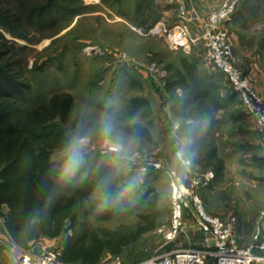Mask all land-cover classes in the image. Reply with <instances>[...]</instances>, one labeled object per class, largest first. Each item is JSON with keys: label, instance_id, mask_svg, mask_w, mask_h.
I'll return each mask as SVG.
<instances>
[{"label": "rangeland", "instance_id": "obj_1", "mask_svg": "<svg viewBox=\"0 0 264 264\" xmlns=\"http://www.w3.org/2000/svg\"><path fill=\"white\" fill-rule=\"evenodd\" d=\"M50 1L0 0V77H5L15 88L9 95L0 92V104L10 108L13 121H20V126L24 127L30 111L46 103L53 94H72L73 104L67 115L51 122L55 131L66 132L67 146L52 150L50 159L56 165L55 177L72 175L80 179L82 189L88 187V183L91 186L82 195L72 193L76 191L72 184L62 192L90 208L88 219L94 228L110 230L136 225L138 189L144 187V191H149L153 187L158 191L160 224L142 235L137 248L124 258L126 261L147 259L189 247L187 244L195 248L207 246L209 236L201 237L197 231L186 235L185 224L176 238L166 239L164 231L172 219L170 177L165 171L148 174L134 160L156 157L166 167L178 169L182 177L188 175L179 164L176 151L189 142L187 132L196 130L211 114L214 123L207 136L217 147L223 169L218 173L213 166L205 167L200 153L194 152V175H202L207 170L215 172V178L200 189L204 207L222 218L237 217L236 235L239 226L243 230L242 244L238 240L240 246H255L261 242L264 237V153L261 135L238 93L223 72L204 60L202 45L189 52H179L170 48L165 37L141 34L135 29V26L148 27L145 22H153V25L170 9L176 10L174 20L182 11L188 12V5L194 2L54 0L48 5ZM224 2L209 0L208 8H203L209 15ZM237 11L240 20L226 28L229 32L235 26L240 30L239 40L246 58L258 63L254 72L258 84L252 82L257 90L262 87V93L258 91L264 97V0H240ZM89 47L94 49L89 50ZM181 55L196 57L204 74L214 79L212 89L215 91L190 98L186 107L166 103L163 98V93L174 96V89L165 84L172 73L167 66L179 62ZM235 57L238 62L236 53ZM153 63L158 65L159 72L150 71ZM187 85L182 86L183 92L189 90ZM174 121L182 124L177 134L171 132ZM81 138L85 140L83 145L76 143ZM35 141L43 144L48 140L42 137ZM106 141L122 145L124 152L113 151L109 143L105 146ZM70 146L80 151L82 160L74 172L65 173ZM103 161L117 164V190L128 189V193L126 202L115 214L100 216L106 192L97 182V170ZM66 184L68 186L67 181ZM9 211L7 203L0 205V235H9L6 227ZM186 216L196 227L192 209H186L185 221ZM70 223L71 219L66 218L68 230L57 237L38 234L35 239L61 247L73 233ZM12 243L0 236V264H3L2 259L12 264L17 262L21 250ZM256 251L259 253L257 248ZM116 257L108 256L104 263L113 264ZM211 257L215 258L208 256L206 262ZM253 264L264 263L255 260Z\"/></svg>", "mask_w": 264, "mask_h": 264}, {"label": "trees", "instance_id": "obj_2", "mask_svg": "<svg viewBox=\"0 0 264 264\" xmlns=\"http://www.w3.org/2000/svg\"><path fill=\"white\" fill-rule=\"evenodd\" d=\"M53 2L51 0L48 5ZM235 14L239 16L238 11ZM152 23L145 22V25ZM198 83L196 90L200 91V96L215 91L212 89L213 79L203 78ZM14 90L12 83L1 76L0 92L9 95ZM72 104L71 93H55L46 103L30 111L24 127L20 126V121H13L10 108L0 104V205L7 203L10 208L6 221L8 233L15 244L27 247L38 234L57 237L68 230L65 220L69 218L73 233L62 244L60 255L65 264H105L104 258L108 256H119L125 263L144 261L146 259L126 261L124 258L137 248L144 233L157 229L160 224L162 212L156 189H138L139 195L135 200L138 220L134 227L98 230L88 219L91 216L90 208L62 192L71 188L72 184L76 190L72 193L82 195L91 184H86L88 187L82 189L79 178L54 175L56 165L50 159V152L58 147H66L68 135L63 130L55 131L51 122L57 118L64 119ZM182 104L185 107L188 105ZM208 116L186 136L191 139L194 152L200 153L202 164L205 167L213 166L221 173L222 160L216 145L207 136L214 123L212 115ZM42 137L48 141L36 143L35 138ZM118 172L117 164L105 161L100 163L97 170V182L106 192L100 216L115 214L126 202L128 189L117 190L116 187ZM155 172L163 173L155 168L147 171L148 174Z\"/></svg>", "mask_w": 264, "mask_h": 264}, {"label": "built area", "instance_id": "obj_3", "mask_svg": "<svg viewBox=\"0 0 264 264\" xmlns=\"http://www.w3.org/2000/svg\"><path fill=\"white\" fill-rule=\"evenodd\" d=\"M240 0H225L221 7L212 11L202 21L200 34L194 35L191 28V18L186 11L172 21L162 17L148 27L135 26L141 34H156L165 37L170 48L174 50L191 51L202 45L203 58L212 63L216 69L223 72L238 93L247 113L253 119L261 135V145L264 153V97L257 90L252 79L238 64L229 30L222 26L235 14ZM202 43V44H201ZM94 47H89V50ZM152 73L159 72V67L153 63L149 67ZM181 123L174 121L172 131L178 133ZM109 143L112 149L114 144ZM181 148L177 149V152ZM178 159V157H177ZM136 165L144 172L150 168L165 171L170 177L172 189V219L170 226L164 231L167 240H172L184 229L186 209H192L199 228L214 238V250L195 247H181L158 255H153L144 261L133 264H205L208 256H214L217 264H253L255 260L264 263V237L255 246H240L236 235L237 217L231 215L222 218L209 213L203 204L200 189L207 186L214 178L215 172L207 170L202 175H194V163L185 166L180 159L179 164L188 172L180 175L179 170L166 167L156 157L136 159ZM264 214V213H263ZM264 217V215H263ZM264 232V222L262 226ZM207 237V240L208 238ZM2 238V237H1ZM11 242L12 239H11ZM14 248L21 250L15 264H65L61 261V247L50 245L39 239H33L27 247H20L14 242ZM256 248L259 253H256ZM256 251V252H255ZM113 264H126L121 257H116Z\"/></svg>", "mask_w": 264, "mask_h": 264}, {"label": "crops", "instance_id": "obj_4", "mask_svg": "<svg viewBox=\"0 0 264 264\" xmlns=\"http://www.w3.org/2000/svg\"><path fill=\"white\" fill-rule=\"evenodd\" d=\"M192 1L194 2V4H192L190 6L188 5V7L190 8V10L188 11V14L191 18L192 33L194 35H198L199 30H201V28H202V25H201L202 21L209 13L208 10L203 8L206 6H207L206 8H208V5L206 4V2H208L209 0H190V2H192ZM178 2H179V0H178ZM175 3H176V1H175ZM175 11L170 9L169 12H167V13L164 12L163 16L166 19H168L169 21L173 20V18L175 17V14H176ZM237 20H240V19H237L236 14H234L229 21H226L224 23V27H226L227 25H230L231 27H233V25H236L238 23ZM235 27L230 32V40L233 44L235 53L239 56L238 62L240 64V66L243 67L246 72H248L250 78L255 82V84H258V79L256 77H254V72L257 70V67H258L257 64L258 63L256 62L257 64H254L253 61L250 62L249 59L246 58L247 54H246V52H244L245 50H243V48H242L244 46L241 43V41L239 40L240 39V36H239L240 30L236 29ZM179 52H180V50H179ZM181 52H183V51H181ZM187 52H189V51H187ZM193 56H195V55H193ZM167 67L170 69V71L172 73L170 74V79H168V81H166L165 84L168 88H171L172 90L174 89V91H175L173 93L174 96L167 95L166 93H163V96H164L163 98H164L165 102L169 103V104L170 103H172V104H182V103L186 104L187 103L188 104V102L190 101V98L195 99L197 97H200V93H199L200 91L196 90V85L200 84L198 82L200 80H202L203 78L207 77L208 79H211L210 76L204 74L202 66L200 65V63H198L196 57L194 58V57H191L188 55H181V59L179 60V62H174V64H170ZM205 75H206V77H205ZM187 83L189 84V85H187V86H189V91L194 93L193 96L191 95V93L187 94L188 90L186 92L185 91L183 92V90H182V86L187 84ZM258 90L262 91V87L261 88L259 87ZM187 216H186V221H185V229L187 231L185 232V234L190 235V234H192V232L197 231V232H199L201 237L206 236V234L198 228V225L196 223H195L196 227H193V222L188 220ZM187 226H189V228H186ZM241 230H242V228L239 226V229H237V232H238L237 237H238V240L240 241V243H241V238L243 237L242 236L243 230L242 231ZM0 236L3 239H6V240L10 239L11 240V237L9 235H2L1 234ZM208 241H209V243L207 246L205 245L206 247L202 245V246L197 247V248H205V249L209 248L211 250L214 249L215 248L214 247V241H215L214 238H212L210 236ZM186 246H191V245L187 244ZM2 256H4V255H2ZM2 261H3V264H12L11 262H7L4 259H2ZM205 264H217V262H216L215 258L211 257L208 259V261Z\"/></svg>", "mask_w": 264, "mask_h": 264}, {"label": "clouds", "instance_id": "obj_5", "mask_svg": "<svg viewBox=\"0 0 264 264\" xmlns=\"http://www.w3.org/2000/svg\"><path fill=\"white\" fill-rule=\"evenodd\" d=\"M106 131H110L109 129H106ZM76 143H79L80 145H83L85 143L84 139H79L76 141ZM71 148V154L69 155L68 161L65 166V173H72L75 171L76 168L79 167V164L81 163L82 156L80 151L73 147L70 146ZM113 151L117 153H123L124 149L122 145H114L112 148ZM177 157L178 159L181 160V162L185 165L188 166L191 164L192 157H194V150L192 149V144H191V139L189 138V142L185 143V145L181 148L180 151L177 152Z\"/></svg>", "mask_w": 264, "mask_h": 264}]
</instances>
